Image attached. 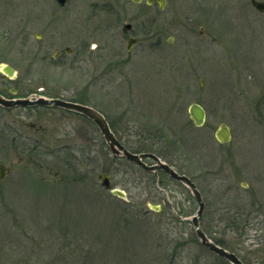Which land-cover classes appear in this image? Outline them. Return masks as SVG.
Returning a JSON list of instances; mask_svg holds the SVG:
<instances>
[{"label": "rangeland", "instance_id": "374dc122", "mask_svg": "<svg viewBox=\"0 0 264 264\" xmlns=\"http://www.w3.org/2000/svg\"><path fill=\"white\" fill-rule=\"evenodd\" d=\"M122 1L0 0V67L16 71L12 81L0 73V94L89 105L124 144L154 146L181 172L191 136L220 123L234 143L264 131V14L251 0H170L161 38L150 23L130 55L123 22L148 24L157 12ZM191 103L206 109L202 129ZM0 161L11 170L0 182V264H230L195 236L183 186L115 157L76 114L0 108ZM100 174L126 198L104 190ZM206 233L244 264H264V230Z\"/></svg>", "mask_w": 264, "mask_h": 264}, {"label": "flooded vegetation", "instance_id": "af4514ba", "mask_svg": "<svg viewBox=\"0 0 264 264\" xmlns=\"http://www.w3.org/2000/svg\"><path fill=\"white\" fill-rule=\"evenodd\" d=\"M68 1L69 0H66L65 5H67ZM147 1L148 0H140L138 2H136L135 0L122 1L123 6L127 7L126 10H128L130 7H140L144 5L143 8H148L149 10L153 9L155 10L154 12H157V14L153 16L151 20H149V25L143 23V21L140 22L138 20V15H133L131 19L123 22L122 34L126 39V53L128 55H130L132 51L140 45L142 41L141 38L149 34L147 32L150 31L149 28L151 25H153L155 28L153 34L157 35L159 39L161 38V31L158 30V28L156 30V24L158 23L159 18H161V14L163 13V11L169 7L170 0H152V3H148ZM65 5H63L62 7L59 5L58 6L63 8L65 7ZM118 23L119 22L117 20L110 21L109 28L118 29L120 26V24ZM201 34H203V32H201ZM170 41L171 40L167 42L171 43ZM156 43L158 44V42ZM65 52L67 54H71L72 50L69 53L67 49H65ZM59 56L60 53L58 52V57ZM0 73L2 72L0 71ZM4 76L7 77L6 75ZM8 79L10 81L13 80L10 78ZM12 91V89L8 90V93H10L12 97H6L7 99H12L13 96L17 95H13ZM39 94L43 97H47L43 95L42 91H40ZM63 100L79 103L72 100ZM79 104L85 105L83 103ZM198 105L201 106L205 111L207 119L206 109L202 105ZM85 106L91 108V106L89 105ZM0 108H2L1 105ZM45 108L54 109L50 107ZM62 110L67 113H73L77 116H80L84 120H87L92 128L99 130L97 126L85 116L67 111L66 109ZM250 112L255 113V110H252ZM261 114L264 115V112ZM253 116L257 117L256 114H253ZM190 121L195 129L204 128L205 122L202 127H197L195 123H193L194 121L191 119V117ZM223 124L225 123H220L218 128L214 132H211L212 138L215 140L214 143H211L210 132H204L203 134L200 133L198 134V136H191V142H189L188 148V161L186 164L185 172H181V170H179L175 165L171 163H166L178 175L185 176L187 179H189V181L192 183V185H194L195 189L199 193L200 200H198L196 195H194L195 193L193 191V188L184 185L180 181L174 180L172 177H170L169 174L163 172L162 170H158L157 172H148L142 167L141 169L150 175L157 174L168 176L176 184V186L184 187V189L187 191L186 206L188 210L186 211V213L194 212V215L191 218V223H189V225H192L194 231L195 227L193 224V218L200 210L201 204H203V212L202 215H200L201 217L199 219V226L206 234L205 236L208 235L206 231L211 230L241 231L251 226H255L258 229L264 230V131L260 132V130L257 131L254 129V131L246 133L245 135L247 136L240 137L239 141L237 143H234L233 141L236 139L235 133L227 124H225L230 136L229 141L227 143H223L219 141L216 136V133L219 130L221 131V125ZM109 125V127H111L110 123ZM32 127L34 128L35 126L32 125ZM148 128L149 126L146 127V129ZM156 129L159 128L156 127ZM123 146H125V144H123ZM140 154H152L153 156L159 158L160 162H162L157 151L156 153L141 152ZM143 161L147 166H154L157 164V162L152 158H146ZM133 165L140 168L139 165ZM207 237L217 246L224 248L223 245H221L217 241H213L209 236ZM203 247L206 248L205 246ZM207 250L210 251L209 249ZM210 252L213 253L212 251ZM213 254L216 255L215 253ZM238 258L241 260L239 256Z\"/></svg>", "mask_w": 264, "mask_h": 264}, {"label": "water", "instance_id": "95a60500", "mask_svg": "<svg viewBox=\"0 0 264 264\" xmlns=\"http://www.w3.org/2000/svg\"><path fill=\"white\" fill-rule=\"evenodd\" d=\"M59 6L65 5L66 0H55ZM136 2L140 0H135ZM152 0H148V3H152ZM251 4L254 8H256L259 12L264 14V2H260L257 0H251ZM67 51L70 53L71 50L69 48H66ZM0 71L6 75L10 79H14L16 76V71L13 70L8 65H2L0 67ZM13 95L17 94V91H12ZM0 105L5 109H13L14 108H29V107H50V108H60V109H66L67 111L74 112L77 114H81L88 118L90 121H92L97 128L99 129V132L102 135V138H104V141L106 145L108 146L110 152L119 158H124L125 160L134 163L136 165H139L140 167L144 168L148 172H157L158 170H162L163 172L167 173L172 177L174 180L182 182L184 185L189 186L193 188L194 195H196L197 199L199 198V193L195 189L194 185L187 179L185 176L178 175L170 166H168L166 163L160 162L159 158L153 156L152 154H134L127 150L125 146L117 139L116 135L113 133L111 128L109 127V123L107 122L106 118L103 114L98 112L97 110L90 108L88 106L65 101L63 99H48L45 97H38L36 100H30L29 98H13V99H6L0 94ZM189 114L191 119L194 121L195 125L197 127H202L204 125L206 114L205 111L201 106L195 103H191L189 106ZM216 136L219 141L223 143H227L229 141V132L227 129V126L225 124L221 125V131L219 130L216 133ZM146 158H152L154 159L157 164L154 166H147L144 163V159ZM10 168L3 164L0 161V182L5 179V177L10 173ZM98 180L100 181V185L103 189H105L108 193H110L114 197H118L121 199L126 198L125 192L115 189L112 187V182L109 178V175L107 174H100L98 176ZM149 208L151 210H154L156 212H160L161 208L160 206H153L149 204ZM203 212V204H201V208L198 211V213L193 218V224L195 227V233L197 238L200 240L201 244L205 246L207 249L212 251L216 254V256H220L224 258L226 261H228L231 264H243V262L236 256L234 253H231L227 251L224 248H221L220 246H217L215 243H213L203 232L201 227L199 226V219L200 215H202Z\"/></svg>", "mask_w": 264, "mask_h": 264}, {"label": "trees", "instance_id": "16d2710c", "mask_svg": "<svg viewBox=\"0 0 264 264\" xmlns=\"http://www.w3.org/2000/svg\"><path fill=\"white\" fill-rule=\"evenodd\" d=\"M111 128H112V126H111ZM114 132V131H113ZM115 133V132H114ZM115 135L117 136V138L122 142V140L118 137V135L115 133ZM123 143V142H122ZM124 144V143H123ZM125 146H126V148L129 150V151H132V152H134V153H141V152H153V153H156V149L157 148H155L154 146H152L151 148H141V149H134L133 147H131V146H128V145H126L125 144ZM144 149V150H143ZM146 149V150H145ZM119 159H121V158H119ZM219 243V242H218Z\"/></svg>", "mask_w": 264, "mask_h": 264}]
</instances>
